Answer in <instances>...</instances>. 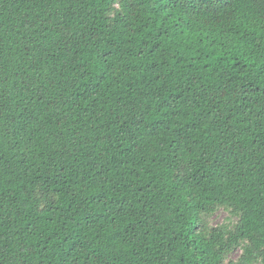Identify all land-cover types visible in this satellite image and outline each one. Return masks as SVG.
Returning <instances> with one entry per match:
<instances>
[{
  "label": "trees",
  "instance_id": "1",
  "mask_svg": "<svg viewBox=\"0 0 264 264\" xmlns=\"http://www.w3.org/2000/svg\"><path fill=\"white\" fill-rule=\"evenodd\" d=\"M0 264H264V0H0Z\"/></svg>",
  "mask_w": 264,
  "mask_h": 264
},
{
  "label": "rangeland",
  "instance_id": "2",
  "mask_svg": "<svg viewBox=\"0 0 264 264\" xmlns=\"http://www.w3.org/2000/svg\"><path fill=\"white\" fill-rule=\"evenodd\" d=\"M230 220H231L230 214L223 209H219L208 219L207 222L210 226L216 227V226H221L223 224L226 225L230 222ZM239 253H240L239 251L234 252L233 254L230 255L229 259L235 260L239 255Z\"/></svg>",
  "mask_w": 264,
  "mask_h": 264
}]
</instances>
